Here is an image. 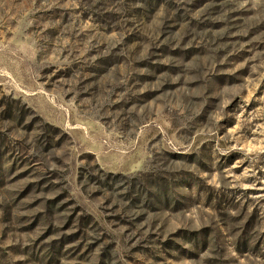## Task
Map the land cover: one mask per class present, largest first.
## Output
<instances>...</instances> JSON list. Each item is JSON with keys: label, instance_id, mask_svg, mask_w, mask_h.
<instances>
[{"label": "rangeland", "instance_id": "374dc122", "mask_svg": "<svg viewBox=\"0 0 264 264\" xmlns=\"http://www.w3.org/2000/svg\"><path fill=\"white\" fill-rule=\"evenodd\" d=\"M0 264H264V0H0Z\"/></svg>", "mask_w": 264, "mask_h": 264}]
</instances>
